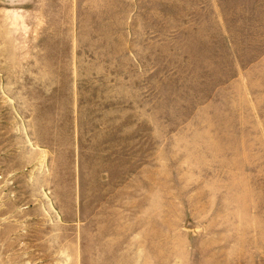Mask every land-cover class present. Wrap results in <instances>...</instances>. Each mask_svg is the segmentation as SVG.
I'll list each match as a JSON object with an SVG mask.
<instances>
[{
	"label": "rangeland",
	"instance_id": "rangeland-1",
	"mask_svg": "<svg viewBox=\"0 0 264 264\" xmlns=\"http://www.w3.org/2000/svg\"><path fill=\"white\" fill-rule=\"evenodd\" d=\"M0 145L56 213L19 264H264V0H0Z\"/></svg>",
	"mask_w": 264,
	"mask_h": 264
},
{
	"label": "crops",
	"instance_id": "crops-1",
	"mask_svg": "<svg viewBox=\"0 0 264 264\" xmlns=\"http://www.w3.org/2000/svg\"><path fill=\"white\" fill-rule=\"evenodd\" d=\"M36 156L42 159L34 151L15 154L0 147V264H19V233L26 238L24 247L34 251L35 225L39 226L38 236L44 237L51 216L56 218L51 199L44 192L49 170L35 165ZM38 250L48 251L44 246Z\"/></svg>",
	"mask_w": 264,
	"mask_h": 264
}]
</instances>
